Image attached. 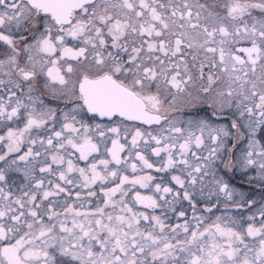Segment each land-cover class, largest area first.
<instances>
[{
	"label": "snow or ice",
	"instance_id": "1",
	"mask_svg": "<svg viewBox=\"0 0 264 264\" xmlns=\"http://www.w3.org/2000/svg\"><path fill=\"white\" fill-rule=\"evenodd\" d=\"M0 264H264V0H0Z\"/></svg>",
	"mask_w": 264,
	"mask_h": 264
}]
</instances>
